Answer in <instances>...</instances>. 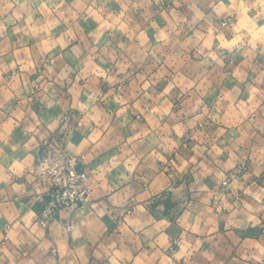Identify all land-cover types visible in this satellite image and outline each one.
<instances>
[{"label": "clouds", "instance_id": "9594fccd", "mask_svg": "<svg viewBox=\"0 0 264 264\" xmlns=\"http://www.w3.org/2000/svg\"><path fill=\"white\" fill-rule=\"evenodd\" d=\"M66 2L49 0L36 7L28 14L26 27L17 31L29 40L40 37L35 46L39 56L54 58L57 52H67L79 61L77 68L66 65L56 73L53 60L46 72L37 74L27 44L0 68V183L7 186L9 199L3 205L11 224L7 238L15 244L23 230L40 240L50 230L53 240L44 247L55 246L58 264H87L83 249L89 240L99 245L110 264H178L181 260L192 264L195 256L206 257L209 264H224L216 255L227 235L238 253L231 264H264V239L255 236L264 230V186L249 185L250 173L233 176L229 194L201 184L200 192L207 195L186 206L177 220L185 231L175 240L168 231L170 221L155 218L151 211L169 195L182 196L179 179L190 167L203 170L204 177L215 174L223 184L226 173L244 160L264 165V146L249 147L243 130L245 124L251 127L264 116V104L257 99L264 98V65L253 63L256 56L264 55V26L256 24L264 17V0L251 5L247 0H221L215 5L218 15L238 12L240 23L224 31L213 28L207 35L197 32L201 46L195 60L186 54L192 41L181 44L171 22L170 31L151 25L158 35L156 45L149 46L148 30L135 18L141 5L133 0H72L65 10ZM253 10L256 17L250 18ZM3 11L12 13L5 21L9 23L28 9L17 2L5 4ZM213 47L230 53L247 51L229 74L214 51L205 53ZM109 64L117 67L115 74L105 67ZM213 64L218 67L209 71ZM142 65L147 67L137 72ZM245 67L252 68L257 86L242 93L237 85L246 80ZM33 75L35 80L30 79ZM101 79L111 85L107 95L98 88ZM64 82L71 84L70 104L57 97L56 85ZM181 97L177 108L175 99ZM102 101L117 107L109 111ZM57 109L62 114H56ZM69 109L79 112L72 121L63 115ZM197 126L194 155L182 152L179 137L186 128ZM246 147L248 151H242ZM205 153L215 168L197 162ZM54 189L61 193L57 202L62 206L43 220L29 205L16 207L11 202V198L31 197L35 205ZM240 192L246 198L230 202ZM113 220L119 222V244L109 243L110 237L104 235ZM220 220L224 234L219 233ZM189 232L196 235L190 237ZM205 234L206 239L197 238ZM141 239L150 241L151 251L142 250ZM205 243L211 247L205 249Z\"/></svg>", "mask_w": 264, "mask_h": 264}, {"label": "crops", "instance_id": "0c3cea01", "mask_svg": "<svg viewBox=\"0 0 264 264\" xmlns=\"http://www.w3.org/2000/svg\"><path fill=\"white\" fill-rule=\"evenodd\" d=\"M25 3L27 5V12H24L20 19L15 20L14 22L5 23L8 15L12 13L9 12L7 14L3 11V6L7 3ZM59 2V0H57ZM72 0H67L65 4V10L71 4ZM122 2H127V0H122ZM221 0H133V3H137L141 5L138 11L135 13V18L138 23L142 24L144 28H146L147 35L149 37V46H155L157 43V30L151 25L156 23L159 25L160 29H164L165 31H170V22L176 25V32L178 36L176 37L181 44H185L189 40L192 43L188 44L186 49V54L192 57L193 60L196 59L195 53L199 50L200 44L196 42V33L200 32L204 35H207L209 31L213 28L218 31H224L225 29L232 28L233 25H238L240 23V14L236 11H232L231 13L225 12L223 14L218 15L215 11V5L219 4ZM224 2H230V0H224ZM237 3L240 0H236ZM49 3V0H0V68L4 65L11 63L10 57L12 53L24 47L26 44L30 48H32L33 56L36 59L37 63V74L44 73L47 71V65L52 64L53 60L55 63V72L60 73L66 65H71L73 69L77 68L79 61L75 59L73 55L70 53H60L57 52V55L52 57H41L38 54V50L36 49V44L39 42L40 37H34L31 40L28 39L26 34L23 31H17V29H23L26 27V20L28 14L36 9V7ZM249 5L256 3V0H247ZM118 6V5H117ZM256 11H251L248 15L250 18L256 17ZM173 12L175 15H173ZM198 13H202L203 16H198ZM231 18L232 21L230 25L226 28H221L220 23L222 20ZM37 19L43 21L44 17L41 15H37ZM256 24L258 27L264 26V17L256 20ZM242 31L246 32V29H242ZM111 39V37H109ZM229 39H231V34H229ZM89 43L91 41L89 40ZM209 51H214L216 55L223 60L224 68L223 71L227 73H231L232 70L241 63V61L245 58L243 52L247 51V48L238 50L237 52L230 53L227 49L224 48H215L205 49V53L207 54ZM87 56V52L84 53ZM23 58V56L21 57ZM253 63L257 65H264V55L256 56ZM112 70L113 74H115L118 69L115 65L109 64L105 65ZM147 67V65H142L136 68V71H143ZM218 67L216 64L209 66V71L212 68ZM246 72V80L244 83H239L237 86L241 89V92H248L252 88L256 87V79L253 74L251 67H245L243 69ZM11 75V72L6 74L5 78ZM30 79L35 80L36 75L30 77ZM71 87V84L68 82H64V84L57 83V97L58 99L67 100L68 103H71L72 97L71 93L68 89ZM98 88L102 95H107L109 92L111 85L101 79ZM175 97V94H174ZM182 97L175 99V103L177 104V108L181 106ZM260 100L261 104H264V98L257 97ZM108 101H112V97H108ZM108 101H102V105L109 111L114 110L117 105L115 103H109ZM56 114L60 113L59 109H57ZM64 116H68L69 121L74 120L79 116V112L77 110L69 109L67 113L63 114ZM191 117L189 116L188 119ZM132 119L135 120L136 116H132ZM261 120H264V116L261 117L260 120L254 121L252 126L249 127L247 124L244 126V132L249 137V147H261L264 146V123H261ZM142 123H146L141 118ZM187 123V119L185 120V124ZM197 129L186 128L184 135L179 137L181 143V151L188 153L190 155H194L192 153V149L196 145V140L194 139L191 142H188L190 136L195 135V131ZM130 133V130H129ZM242 151L247 152L248 148L242 149ZM41 156L44 155L43 150L40 153ZM207 153L204 156L197 157L198 163H207L209 167L215 168V163L211 160V158L205 159ZM175 154H173L174 158ZM227 157L225 156L224 159ZM84 171V169H81ZM259 172V175L256 172ZM247 172L250 173V179L247 181L249 185L255 184L256 187L264 186V165H257L253 163L251 160H244L241 163L237 164L236 168L229 170L226 173V180L231 184L233 182V176L242 177V175ZM179 183L184 186V190L182 196L180 198L173 197L169 195L167 198L157 201L152 206V214L155 218H167L171 227L168 229L170 236L175 240L182 233H184L185 228L177 223V220L184 215L186 210V206L189 204H197L200 200L206 196V193L200 192V185L207 184L209 188H211L215 192H220V188L222 184L219 182V178L215 176V174L209 175L208 177L203 176V170L197 169L193 171L190 167L189 170L183 174ZM256 187L253 190H256ZM7 186L3 183H0V264H58L60 257L59 254L55 251V246L53 247H44V245L53 240V234L50 230H46L45 236L40 240H34L31 236H29L28 232L21 231L19 236L16 238L17 242L15 244L9 240L8 230L11 227L8 219L4 215L3 205L6 202H9V199L6 198ZM231 189V188H230ZM232 189L227 192V194L231 193ZM242 197L239 200L245 199L243 192H240ZM47 194V193H46ZM44 195V199H46L47 195ZM42 201H37L35 205L31 204V197H27L24 199L17 200L16 198H11V202L15 204L16 207L19 206L20 203H24L33 208L34 211L37 212V216L39 218L40 210L43 205ZM234 197L230 202H235ZM212 206H215V201H212ZM191 217L187 218L186 222L190 223ZM35 222V221H34ZM118 220L110 221L108 224V229L104 233L105 236L110 237L109 243L112 240L118 241ZM225 228L223 220L219 221V233L224 234ZM191 237L193 234L191 232L188 233ZM255 236L257 239H264V230H258L255 232ZM197 238L206 239V234L204 236H198ZM126 245L131 247L130 241L124 242ZM140 246L142 250L151 251V243L146 239L140 240ZM219 251L217 252L216 259L218 261H223L224 264H231L233 257H235L238 253L236 250V246L233 241L225 235L224 240L219 242ZM205 249L210 248L211 245L209 243H205L203 245ZM173 248H175V244H173ZM7 249V254L5 252ZM100 252V255H96L97 252ZM84 259L87 261V264H110L109 257L104 254L102 249H100L97 243H93L92 240H89L87 246L83 249ZM171 254V251L168 253ZM178 264H184V262L178 261ZM192 264H209V261L206 257L203 256H195L192 258Z\"/></svg>", "mask_w": 264, "mask_h": 264}, {"label": "built area", "instance_id": "2783aa9c", "mask_svg": "<svg viewBox=\"0 0 264 264\" xmlns=\"http://www.w3.org/2000/svg\"><path fill=\"white\" fill-rule=\"evenodd\" d=\"M232 19L231 18H227L221 21L220 23V27L221 28H226L230 25ZM65 119H68V116H65ZM194 140V136H190L189 139L187 140L188 142H191ZM84 171L80 170V174H83ZM230 185V183L225 180V183L222 184L221 188H220V192H223L225 194H227L228 191H230V187L228 186ZM61 193L57 190H53L52 193H47L46 195V199L43 200V205L42 208L40 210V214H39V219L43 220L46 218L47 215H49L52 212H57L59 210V207H61L62 205H60L57 202V198L59 197ZM242 197L241 193H238L237 196L234 197V200H239ZM56 204V207L53 208V205Z\"/></svg>", "mask_w": 264, "mask_h": 264}]
</instances>
